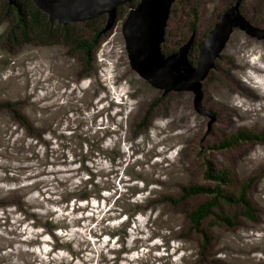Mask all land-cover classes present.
Wrapping results in <instances>:
<instances>
[{
    "label": "rangeland",
    "instance_id": "rangeland-1",
    "mask_svg": "<svg viewBox=\"0 0 264 264\" xmlns=\"http://www.w3.org/2000/svg\"><path fill=\"white\" fill-rule=\"evenodd\" d=\"M232 1L175 0L167 20L162 52L170 54L177 51L183 45V39L192 36L189 57L193 60L195 56V66L198 45L205 40ZM193 12H197L199 18L195 32L190 33ZM240 13L250 22L253 31L247 33L238 27L232 29L224 48L213 61V68L201 82L200 106L204 112H198L191 91L165 92V89L153 88L131 69L122 35L126 16L117 18L114 27L104 34L94 53L95 64L88 75L91 76L81 80L77 60L70 57L64 48L44 47L35 43L20 47L12 45L6 35L10 21L0 11V105L16 103L15 111L24 114L33 125V132L42 136L37 139L39 144L26 139L25 130L15 122L13 115L0 108V178L3 176L0 180V264H113L111 252L121 248L119 237L116 240L107 235L124 222L123 218L116 219L118 212L128 211L127 206V210H123L120 204L138 203L146 209L143 201L153 198L158 202L161 193L175 199L180 197L182 187L199 185L214 188V183L207 177H216L217 173L226 174L221 170L229 175L226 181L230 182L228 191L232 193L238 191L241 182L254 180L249 196L260 217L255 224L241 220L235 229L212 228L211 220L207 221L203 229L210 241L209 251L218 240L219 246L229 253L232 260L238 258L242 262L249 260L246 264H262L257 263V259H264V236L261 242H257L258 248L241 252L244 243L252 245L244 231L251 230L248 233L256 237L264 235V144L241 142L238 138L264 132V113H255L248 120L243 116L238 122L230 123L226 112L215 116L202 106L211 90L204 87L205 81L217 93L231 91L235 95V85L225 76V69L229 72L232 69L228 65L231 61V39L241 33L246 39H252V46L255 42L264 43V0H246L241 4ZM237 39L242 44L246 40L242 37ZM194 48H197L196 52L192 50ZM254 82V87L258 86L264 92V80ZM127 90L132 98L125 94ZM163 98L170 102L166 104L164 100V104H160ZM138 103L142 107L147 104L146 109L153 107L155 115L150 123L153 127L146 133L148 137L146 134L137 136L138 139L131 143L129 132L145 115L138 109L132 118L127 119ZM182 107L193 110L199 117V124L194 132H188L181 139L184 148L179 156V145L174 144L175 141L157 143L158 138L165 136L161 134L157 137L163 132L157 127L160 129L162 124L172 120ZM187 117V112L183 111L179 119L172 120L173 124L167 130L178 132L177 126H186ZM107 130L116 131V137L111 138L110 132L102 145L103 149L119 143L123 153L122 161L115 159L113 168L106 155L99 153L92 156L89 153L93 149L88 143L94 139V134L99 132V139L104 135L102 131ZM73 132L88 139L86 147L83 145L80 149L69 138ZM122 133L131 144L123 140ZM205 146L208 149L203 150ZM79 150L80 155H77ZM48 153L53 159L47 158ZM255 153L263 158L261 165L248 168L251 160L248 161L247 157ZM35 154L38 161L33 159ZM84 154L89 159L85 166L88 165L90 172H100L97 181L110 187V192L103 194L105 202H79L70 204L68 208L60 207L62 196L74 188H82L88 179L86 170L80 164L81 155ZM176 158L177 162L171 166ZM159 161L161 163L154 166ZM6 163L21 168H2V164ZM50 163L54 165L50 166ZM130 169L139 172L133 177L139 175L153 181L148 182L149 188L144 189L142 183L126 175V170L129 172ZM157 179H167L168 183L164 185ZM135 191L140 192L136 194ZM118 196L120 199L116 203L119 206H112V199ZM108 199H111L110 204L107 203ZM206 200L205 197L191 198L175 209L171 204L156 205L152 210L155 213L150 210L139 213L132 219L134 223L131 224L125 248H130L136 240L144 248L139 252L123 254L119 264H181V258H186L185 264H192L190 257L198 251L195 241L182 245L172 240L177 234L169 230L181 226L184 229L182 233H186L188 226L184 212ZM154 201L150 204H155ZM133 209L134 206L129 208ZM151 220H155L157 226H151ZM256 225L261 226L263 231L258 232L259 227L254 229ZM150 227L152 230L148 231ZM190 236L193 240L198 237L195 233ZM30 239L35 242L26 245ZM163 240L167 252L163 248ZM58 244L61 245L59 249ZM53 245H57V249L54 250ZM17 246L23 247V254L11 255ZM181 247L184 249L180 251ZM226 254L223 251L216 256L224 258ZM144 255H148L149 260L140 261ZM232 260L224 264H235ZM212 261L215 259L208 260L209 263Z\"/></svg>",
    "mask_w": 264,
    "mask_h": 264
},
{
    "label": "trees",
    "instance_id": "trees-1",
    "mask_svg": "<svg viewBox=\"0 0 264 264\" xmlns=\"http://www.w3.org/2000/svg\"><path fill=\"white\" fill-rule=\"evenodd\" d=\"M236 1L237 0H233L232 4H230L228 8L233 4H235ZM245 1L246 0H240V3L243 4V2ZM12 2H13L12 4H9L7 0H1V10H0L2 16L10 21V26L7 30L6 35L7 38H10L11 40L10 42L12 45L20 47L35 43L39 46H44V47L60 46L67 51V54L70 57L77 60L79 67L81 69V80L91 76L88 75L91 73L92 68L95 64V59H94L95 50L101 43L104 34L107 32L104 31L107 22L106 15L98 16L87 22L69 23L67 25H60L57 23V21H50L48 19V16L45 15L43 12H41L33 4L32 0H12ZM136 4H137V0H133L127 4L119 6L117 8V18L126 16L127 13L130 10H132ZM192 15H193L192 16L193 20L190 22V27H189L190 33L195 32L199 18L197 12H193ZM191 38L193 39L192 36L185 37L182 43L185 44ZM192 50H195L196 52L197 48H194ZM189 56L190 55L188 54L189 62L193 65L195 56L193 57V60H191ZM126 92H128V90ZM126 95L130 97L129 94ZM164 100L165 99L163 98L162 100L159 101V103L164 104ZM15 104L16 103L14 104L4 103L0 105V108L4 109L7 112H10L11 116L13 115L12 118L15 120V122L25 130L27 134L26 139H31L32 141L35 140L36 141L35 143L39 144L37 139L42 138V136H38L33 132L32 130L33 125L29 122V120L24 114H19L18 112L15 111L16 110L15 107L18 106L17 104L16 105ZM146 106L142 107V104L138 103L132 115H129L127 117L128 120L132 118L135 115V113L138 112V109L141 111V113L143 112L145 113V115H143V117L140 120H138V123L134 124V129L131 132H129L131 133V138H130L131 143H133L134 140L138 139L137 136L140 137L143 134H146L148 131H151L153 127L150 124L151 121H153L154 118L153 116L155 115L153 113V107L149 106L146 109ZM102 132H104V135H102V137H100L99 139H98L99 132L95 133L94 134L95 137L91 142H89L86 137H83L82 134H77L76 132H73L69 138L71 140H74L73 142L77 143L80 149L82 148L83 145L86 147L87 146L86 143L89 142L88 143L89 147L95 150V151L90 150L89 153L92 156H94V154H99V153L104 154V156L106 155V157H108V160L110 158V165L113 168L116 165L115 163L116 160L118 161L120 160V162L122 161L123 153L121 152V147L119 143L110 146V148L103 149L102 145L104 141L107 139V137L110 136V132H111V138H113L116 137L115 136L116 131L107 130ZM146 136L148 137L149 135L146 134ZM122 137L125 142L131 144L128 142V138L123 133H122ZM238 141L241 142L248 141V142H256L259 144H264V132L254 135L239 136ZM133 146L134 145L132 144L131 147ZM179 149L177 154L179 153L180 156L182 151H179ZM80 152L81 150H79L78 152L79 154L77 155H80ZM49 153L51 154V152ZM49 153L47 154L48 159L51 157ZM33 159L34 160L36 159L38 161L39 160L38 155L35 154L33 156ZM88 161L89 159L87 155L85 154L81 155L80 164L82 165V168L86 170V175L88 176L87 181L83 183L82 188H76V189L74 188L71 192H67L64 196H62V199L60 200L59 203L60 207L68 208L70 204L72 203L76 204L79 202H90V201H95L96 203H101V201L105 202L103 194L109 193L111 188L101 185V183L97 181V177H100L99 175L100 172H92V171L90 172L89 171L90 168L88 167V165L85 166V164H87ZM49 165L52 166L54 164L50 163ZM220 172H225L226 174L217 173L216 177H214L213 175H211L210 178L207 177V179L211 180L215 185L214 188L211 189L209 187L205 188L199 185L182 187L180 192V197L179 198L177 197L175 199L171 198V196H166L164 194L162 195L161 193L159 195L161 196V200H159L158 202L154 201L153 198H146L143 201V203L146 204V209L142 208L143 204H138V203L125 202L124 205L120 204V207L123 210H127L128 208V211L123 212L121 210L120 213L118 212V218L116 219L123 218L124 222L119 224L117 228H115L113 233L107 235L108 238L110 239L115 237V239L117 240L119 237V247L121 248L117 250H112L111 252L113 254L112 255V258L114 260L113 264H119V262L121 261V256L123 254L132 251L139 252L141 248H144L143 246H140L138 244L137 240L134 242V244L130 246V248L128 249L125 248V244L127 243V240L130 237L129 231L132 229L131 224L134 223L132 219L136 217L139 213L145 210L152 211L154 210V206L156 205L171 204L175 209L177 206L180 205L181 202L191 198H198V197H205L207 198V200L198 204L195 208L189 209L184 212L183 214L184 219L187 222V223L185 222V224L188 226L187 232L182 233L184 230L183 227L175 226L173 228L176 229L175 231H173V229L169 230L170 233L173 232L174 235L177 234L176 238L172 237V240L177 241L182 245H185L184 242L195 241L194 244L197 245L198 251L195 255H192L190 257L192 264H224L226 262L231 261L232 258L229 256V253L222 246H219L218 240L216 241L217 244L215 243V246H213V248L209 251L210 241L208 240L207 234L203 229L204 224L207 221L211 220L212 228L222 227L225 229L226 228L235 229L239 226L241 220H245L253 224L257 223L258 217H260V213L255 208V205L253 204L249 196L252 187L254 185V180L247 179L241 182L238 191L236 193H232L231 191H228V189L231 188L230 182L226 181L229 180L228 173L223 170H221ZM112 173L113 170H111V174ZM137 174H139V172L135 171L134 169H130L129 172L126 170V175L128 176L131 175L130 178L133 181H138L142 183L144 189L149 188L150 183L148 182H153V181H147L146 179L140 177L139 175L133 177L134 175ZM158 182H161L162 184L165 185L168 183V180H160V181L158 180ZM132 188H136V187L133 186ZM140 191L138 192L135 191V192L136 194H138ZM119 199L120 196H118L117 198L114 197L111 203L112 206L115 204V207H118L119 203L116 202H118ZM110 200L111 199L107 200L108 204H110ZM152 201H154L155 204L152 203L150 204V202ZM133 206L134 209L129 210V208ZM114 211L116 210L114 209ZM125 220L127 221L125 222ZM172 220L174 219L172 218ZM150 223L151 226L154 227L157 226L156 224L157 222H155V220L149 221V224ZM146 225L148 226L147 223ZM258 225L254 226L253 228L257 229L259 227ZM147 230L148 231L152 230V228L151 227L147 228ZM191 233H195L198 235L196 240H193L191 238L190 236ZM103 234L105 233L103 232ZM162 238H164V235L162 236ZM162 242L164 244L163 248L166 251L167 250V247L165 248L166 242H164V240ZM58 245H59L58 246L59 249L61 245L60 244ZM56 246L57 245L55 246L53 245L54 250L55 248L57 249ZM219 247L221 249H219ZM182 248L183 247L180 248V251ZM223 251L227 253L226 256H224V258H219L216 256L217 253H221ZM245 252L246 250L243 248L241 253H245ZM166 256L167 258L170 257L168 254ZM210 258H214L215 261L209 263L208 260ZM147 259H148V255H144L140 261L142 260L146 261ZM235 259L236 260H232L235 262V264H246V262L249 261V260H243L242 262L238 258ZM185 260L186 258H181L180 263L181 264L187 263ZM253 260L254 262H256L255 259ZM258 262L264 264V259H257V263Z\"/></svg>",
    "mask_w": 264,
    "mask_h": 264
},
{
    "label": "water",
    "instance_id": "water-1",
    "mask_svg": "<svg viewBox=\"0 0 264 264\" xmlns=\"http://www.w3.org/2000/svg\"><path fill=\"white\" fill-rule=\"evenodd\" d=\"M12 4V0H7ZM133 0H32L33 4L50 21L60 25L81 23L98 16L106 15L104 31L112 29L116 23L117 8ZM175 0H137V4L126 15L122 25L131 69L150 86L193 93L195 108L204 112L200 106L201 82L213 68V61L224 48L234 27L247 33L253 29L240 13V0L230 6L214 24L203 42L198 45V56L193 66L188 59L192 48L191 38L177 51L170 54L162 52L167 20ZM213 119V118H212Z\"/></svg>",
    "mask_w": 264,
    "mask_h": 264
},
{
    "label": "bare ground",
    "instance_id": "bare-ground-1",
    "mask_svg": "<svg viewBox=\"0 0 264 264\" xmlns=\"http://www.w3.org/2000/svg\"><path fill=\"white\" fill-rule=\"evenodd\" d=\"M171 14V13H170ZM244 19L247 21V25H250V22L244 17ZM239 37H242L243 39H246V36L237 33L230 41V62L229 67L232 68L229 72L228 69H225L227 72L225 73L226 77H229L230 82H232L235 85V95H232L231 91H224L221 93L215 92L214 88H211L210 84L207 85V81H205V86L210 88V92L207 96V99H205L204 105H202L205 109L215 114V116H219L221 113L226 112L229 117V122H238L241 117H245L247 120L250 119L252 115L255 113H264V92L261 91V88L258 86L254 87L253 84H255V80L258 82L264 80V66H260L261 64L264 65V43H257L255 42L252 46V39H246L244 44L240 42V39H237ZM196 61V60H195ZM262 74V75H261ZM207 85V86H206ZM214 86V85H213ZM204 89V88H203ZM125 94H129V92H126ZM209 99V100H208ZM167 99H165L166 102ZM167 101L166 103L168 104ZM183 111L187 112V122L186 126H183L182 128L180 126H177L178 132L174 133L172 130L168 131V127L173 124V121H176L179 119ZM133 113V112H132ZM211 113V114H212ZM174 117V116H173ZM172 120L166 121L160 129L157 130H163L162 133L157 134V137L161 134H165L163 138H158L157 143H165L167 140L170 141L169 143L175 141L174 144L180 145L179 151H183L184 144L181 140L183 137L187 135L188 132H194L197 129V126L199 124V117L195 114L193 110L190 108L182 107L181 110H179L175 117ZM262 119L264 120V116H262ZM176 130V128H175ZM174 130V131H175ZM190 136V135H189ZM173 140V141H172ZM211 147V146H210ZM209 147V148H210ZM208 149V146L203 147V150ZM247 153V152H245ZM179 155V153L177 154ZM248 161L251 160V162H248L247 167L251 168L256 165H261L262 157L255 153L253 155H250L248 158ZM177 162V158L170 164L171 166L174 165ZM258 162V163H257ZM161 162H157L154 164V166H158ZM2 168H5L9 166L8 169L13 167L14 169H19L21 167L16 168L15 166H12V164H2ZM241 168L244 169L243 163L240 164ZM34 166V165H31ZM27 168L30 169V166L27 165ZM12 170V168L10 169ZM3 176L0 178L2 180ZM159 180V179H157ZM167 180V179H166ZM160 181V180H159ZM164 182V181H163ZM262 222V221H261ZM14 231V230H13ZM263 231L261 226H259L258 230ZM245 237L250 240L252 245H246L244 243L243 248L248 251L252 250L258 247L257 242L262 241L263 234L256 237L253 233L249 234V231H244ZM34 239H30L27 241L26 245H29L31 243H34ZM236 245H240V243H237ZM219 249H221L219 247ZM23 254V247L17 246L13 253L11 255L13 256H20ZM259 259H263L262 257H259Z\"/></svg>",
    "mask_w": 264,
    "mask_h": 264
}]
</instances>
